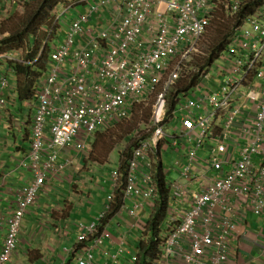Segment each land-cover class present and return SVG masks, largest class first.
I'll return each mask as SVG.
<instances>
[{
    "label": "built area",
    "instance_id": "obj_1",
    "mask_svg": "<svg viewBox=\"0 0 264 264\" xmlns=\"http://www.w3.org/2000/svg\"><path fill=\"white\" fill-rule=\"evenodd\" d=\"M219 1L79 0L50 11V24L42 27L46 45L30 62L47 61V72L37 80L30 152L20 162L33 178L17 190V209L8 221L0 264L16 255L24 220L49 176L73 165L65 151L88 154L98 131L128 119L131 107L159 88L150 113L151 135L134 146L125 176L119 169L113 172L109 199L112 202L125 177L123 197L137 201L129 216L137 219L142 203L155 207L160 192L154 154L166 146L168 163L172 160L179 177L167 182L169 171H162L169 212L153 264H231L232 238L248 212L264 219V1L243 19L226 49L200 72L199 81L178 94L172 110L168 102L183 60L206 33ZM20 2L23 6L22 0H13L8 13ZM80 5L85 13L68 22L69 33L62 41L51 43L61 20ZM241 5L242 0H228L223 6L233 16ZM90 20L94 23L87 26ZM3 37L0 33V40ZM2 60L23 62L10 52L1 53ZM10 72L15 74L13 68ZM213 78L216 84L204 90ZM13 83L0 74V125L8 104L3 94ZM110 211L111 204L96 221L80 224L77 245L83 249L76 251L78 264H123L130 253L128 233L121 232L117 241L104 222ZM135 225L144 233V223L138 220ZM107 241L116 244V251L99 263L96 249ZM130 256L135 263L136 255Z\"/></svg>",
    "mask_w": 264,
    "mask_h": 264
},
{
    "label": "crops",
    "instance_id": "obj_2",
    "mask_svg": "<svg viewBox=\"0 0 264 264\" xmlns=\"http://www.w3.org/2000/svg\"><path fill=\"white\" fill-rule=\"evenodd\" d=\"M2 2L6 9L2 8L0 11L11 9V2L1 0ZM22 2L24 5L23 0ZM30 44L32 46V43ZM10 69L9 63L7 64L2 60L0 63V74L10 76L13 83L14 74L10 72ZM219 75L221 76L220 73ZM6 94L8 104L1 114L2 120L4 119V128L6 127L7 130L5 131L6 133L1 134L2 120L0 125V255L3 252L8 236V221L17 209V190L24 188L33 178L30 170L20 166V162L26 159L30 152L34 117L38 107V95L31 100H19L15 82L12 84L11 90L7 91ZM91 142H93V139L89 143L91 144ZM64 156L74 159L73 165L60 175L49 176L36 205L29 210L24 220L18 252L7 264H78L76 251H82L83 249V247H78L77 245L78 235L81 232L80 224H91L97 220L100 214L97 213L90 219H78L76 217L75 204L72 198L73 186L75 185H72V183L75 182L76 173L81 172L84 176V173L88 172L85 170L87 163L85 161L86 158L75 151V149H67ZM154 156L155 161H161L164 166L167 161L169 162L170 150L166 146H162ZM61 160L64 161L65 159ZM101 178L102 176H99V173H95L93 175V184L91 186H81L78 192L86 194V200H94L95 192L110 191V188L102 183ZM64 189L69 190L64 200L53 197L57 192L60 193ZM108 204V199H104L102 210ZM136 204V199L124 198V205L119 211L116 214H113V211L109 214L111 216L109 227L114 232L115 239L119 241L121 232L126 231L128 233L126 250L134 255H136L141 231L138 226L133 224L135 221L129 216L128 211ZM171 204L173 205V203ZM184 205L180 203L179 207H184ZM144 211L152 213L153 209L150 203H142L137 209V219L139 221L149 219H143L142 213ZM178 211L179 208L172 209V212ZM131 220L132 224L129 227L127 223ZM263 232L264 219L249 211L244 223L237 228L236 233L233 235L230 247L231 264H264ZM129 237L132 239L129 240ZM127 242L130 244L129 246ZM115 251L116 244L112 245L107 241L96 249V260L102 263L103 260H106V257H109V253L113 254ZM130 253L125 254L122 258L123 264H134ZM207 264H209V261Z\"/></svg>",
    "mask_w": 264,
    "mask_h": 264
},
{
    "label": "trees",
    "instance_id": "obj_3",
    "mask_svg": "<svg viewBox=\"0 0 264 264\" xmlns=\"http://www.w3.org/2000/svg\"><path fill=\"white\" fill-rule=\"evenodd\" d=\"M25 6V12L23 22L20 24L15 23L9 26V22H13L11 18H7L3 24L0 25L2 30L0 33L4 37L0 40V54L10 52L12 49H19L24 51L27 47L26 55L21 57L23 62L18 60L9 61V67L13 68L14 82L16 83L17 96L20 101L31 100L36 97V91L38 89L37 80L44 76L47 72V61L37 62L32 65L30 62L36 59L39 52L37 49L38 34L43 26L50 24L49 17L50 11L59 4H65L68 1L79 0H23ZM264 0H242L241 8L233 16L229 15V18H225L223 9L217 7L215 12V20L210 25L204 34V38L207 40V57L205 61L199 66V71L190 76V79L186 83H182L181 80L176 83L175 87L169 92L168 102L170 110L175 105V100L179 93L187 92L198 80L200 72L208 67L219 55L220 52L226 49L230 38L234 31L240 26L243 19L252 13L263 3ZM78 7V6H77ZM74 8V9H77ZM223 11V12H221ZM228 13V11H227ZM77 17V15H76ZM74 17V18H76ZM22 19V17H21ZM35 37V43L31 44L30 37ZM49 51V46L46 48ZM45 53V58L47 56ZM132 147H129V151L125 150L120 158L119 170L123 176L127 169L128 158L131 155ZM156 173V182L159 187L160 197L153 209L150 217L146 220V229L137 244L136 261L134 264H153L158 260L160 252V234L164 221L167 216L168 207V195L169 190L165 185L164 176L161 170V165L158 166ZM122 186L116 189V202L114 213L123 206V191ZM113 213V214H114Z\"/></svg>",
    "mask_w": 264,
    "mask_h": 264
},
{
    "label": "rangeland",
    "instance_id": "obj_4",
    "mask_svg": "<svg viewBox=\"0 0 264 264\" xmlns=\"http://www.w3.org/2000/svg\"><path fill=\"white\" fill-rule=\"evenodd\" d=\"M5 1L12 2L13 0H5ZM14 1L18 2L17 0H14ZM227 1L228 0H220L218 3V7H220L219 9H223L224 11L225 18H229L228 14H230L229 12L227 13L225 7L223 6L227 3ZM21 4L22 3L20 2L18 7L14 6V9L11 12L12 14L11 13L9 14L8 11H0V25L3 24V22L7 18H11L13 21L12 23L11 22L8 23L9 26L14 25L15 23L20 24L21 22H23L25 6L24 5L21 6ZM0 5H1L0 10H2V8L6 9L3 2L1 3L0 1ZM85 11H86L85 7L81 5L78 6L77 9H71L70 12L65 15L66 19L61 20L59 29L54 33V37H52L50 40L51 43L52 41H54V43H58L62 41L65 38V35L69 33L68 22L74 19L76 15L79 16L80 15L79 12L85 13ZM214 20H215V17L212 19L210 25L214 23ZM93 23L94 21L90 20L87 26H92ZM1 30H2V27L0 28V32ZM46 39H47V36L43 28H41L38 34V42L36 44L37 49H39L38 53H42L43 51L42 49L46 45L45 44ZM30 40L32 44L35 43V37L33 35L30 37ZM206 41L207 40L204 38V35H203L197 47L195 48L194 52L189 57L183 60V64H182L183 69L180 74V80L182 83H186L190 79L191 75H193L194 73H197L199 71V66L205 61L207 57V47H208ZM19 49H12V51H10V53L14 54V58H21L24 55H26L27 51H29L28 47L24 51L19 50ZM215 84H216V81L213 78L212 82L207 81L205 85L203 86V88L204 90H207L209 86H214ZM159 91H160V88L157 90L156 94L153 93L149 96L145 95L141 101H138L133 107H131L132 109L131 112H133V114H131V116L128 119L121 121L120 123L116 124V126L110 129L103 128L99 132H97L96 135L94 136L93 142H91L90 144L89 153L86 155H82L84 158H86L85 161L87 165L85 167V170L88 172L84 173V176L82 175L81 172L76 173L75 178H74L75 182L72 183V185H75L73 186L74 195L72 194V198L75 204L76 217L78 219H82V218L90 219L97 213H99L100 214L99 216L101 217V214L106 211V208L102 210L103 201L104 199L107 198L108 203L111 202L109 199L110 194L112 192V187H113V181H112L111 176L113 172L118 169L119 160L122 154L124 153L125 150L129 151V147L133 148L134 144L139 138H144L151 134L150 113H151L152 105L155 103L156 96ZM3 97L7 98V94H3ZM2 118L3 117L1 116V120ZM5 131L7 130H6V127L4 128V119H3L2 127H1V134L6 133ZM171 162L172 160L170 161V163H166L165 165L166 170L169 171L167 175V179H166L167 182H174L179 177L177 173V168L173 167ZM170 164L172 165V167H170ZM95 173H99V176H102L101 178L102 183H104L106 187H109L110 191L106 190V192L105 191L95 192V195L93 196L94 200H90V199L86 200V194L78 192V190H80L81 186L83 185L91 186L93 184L92 183L93 175ZM154 173H156V171ZM124 182L125 180L122 177L116 189H118V187H121V186L123 188ZM100 184H101V181H100ZM97 188H98V185H97ZM68 192L69 190L64 189L60 193L57 192L56 195H53V197L64 200V197L66 196ZM169 200H170V197L168 195V207H167L168 212H169ZM115 202H116V192L111 202L110 213L112 211L114 213ZM123 205H124V199H123ZM148 208L151 209L150 207ZM154 208L155 207H152V209ZM144 212H147V211H144ZM144 212L142 213L143 219H148L150 217L149 216L150 213L149 212L144 213ZM168 212H167V215H168ZM99 216L97 217V219L99 218ZM110 218L111 216H109V218L105 219L104 221V222L107 221V227L110 226V223H109ZM134 221L135 222H133V224L135 225L138 219H134ZM140 222L144 223L145 225L147 221L143 220ZM131 224H132V220L128 221L127 225L129 227ZM142 235L143 233L140 234V238ZM131 239L132 238L129 237V240ZM134 240H136V238H134ZM127 245L129 246L130 244L127 242Z\"/></svg>",
    "mask_w": 264,
    "mask_h": 264
},
{
    "label": "clouds",
    "instance_id": "obj_5",
    "mask_svg": "<svg viewBox=\"0 0 264 264\" xmlns=\"http://www.w3.org/2000/svg\"><path fill=\"white\" fill-rule=\"evenodd\" d=\"M13 82H14V81H13ZM132 114H133V113H132ZM116 124H118V123H116ZM116 124H115V125H111V126L105 128V129H110V128L116 126ZM98 132H99V131H98ZM150 135H151V134H150ZM150 135H149V136H150ZM149 136H147V137H149ZM0 137H1V136H0ZM144 138H145V137H144ZM139 139H140V138H139ZM139 139H138V140H139ZM138 140L136 141V143L138 142ZM136 143L134 144V146L136 145ZM0 145H1V143H0ZM134 146H133V148H134ZM133 148H132V150H133ZM131 153H132V151H131ZM130 157H131V155H130ZM130 157H129V158H130ZM129 158H128V161L130 160ZM119 163H120V160H119ZM157 163H158V164H157ZM167 163H168V162H167ZM127 165H128V164H127ZM159 165H161V170H162V171H163V169L165 168V164H164V166H163V164H162L161 161H160V162H156V173H157V171H159V170H158V166H159ZM125 173H126V172H125ZM156 173H155V176H156ZM124 178H125V177H124ZM155 179H156V178H155ZM123 199H124V198H123ZM110 204H111V203L109 202V204L107 205V207H108ZM107 207H106V209H107ZM19 245H20V244H19ZM160 248H161V247H160ZM17 252H18V251H17ZM16 254H17V253H16ZM14 257H15V256H14ZM12 259H13V258H12Z\"/></svg>",
    "mask_w": 264,
    "mask_h": 264
},
{
    "label": "bare ground",
    "instance_id": "obj_6",
    "mask_svg": "<svg viewBox=\"0 0 264 264\" xmlns=\"http://www.w3.org/2000/svg\"><path fill=\"white\" fill-rule=\"evenodd\" d=\"M15 6H16V5H15ZM13 7H14V6H13ZM11 14H12V13H11ZM112 191H113V190H112ZM109 216H110V215L108 214V216H106V218H105V219L109 218ZM106 222H107V221H106Z\"/></svg>",
    "mask_w": 264,
    "mask_h": 264
}]
</instances>
